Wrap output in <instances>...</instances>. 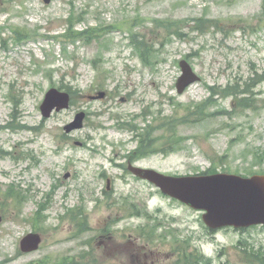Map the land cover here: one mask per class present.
<instances>
[{
	"label": "rangeland",
	"instance_id": "374dc122",
	"mask_svg": "<svg viewBox=\"0 0 264 264\" xmlns=\"http://www.w3.org/2000/svg\"><path fill=\"white\" fill-rule=\"evenodd\" d=\"M181 59L200 80L178 93ZM227 85L253 106L209 89ZM51 87L72 101L44 117ZM147 131L157 151L141 155ZM128 162L264 174V0H0V264H174L179 241L203 254L194 241L217 232L228 243L190 264L264 253L263 225L212 231ZM28 232L42 242L23 253Z\"/></svg>",
	"mask_w": 264,
	"mask_h": 264
},
{
	"label": "water",
	"instance_id": "95a60500",
	"mask_svg": "<svg viewBox=\"0 0 264 264\" xmlns=\"http://www.w3.org/2000/svg\"><path fill=\"white\" fill-rule=\"evenodd\" d=\"M179 66L181 74L176 81V89L178 93H182L199 81L200 77L186 59H181ZM104 96L105 92L101 91L94 97ZM69 106V92L51 87L44 95L40 110L44 117H49L53 111L58 112ZM84 118V111L77 112L73 120L64 126V130L71 132L81 128ZM128 170L154 184L163 194L194 209L203 210L202 219L210 229L264 225V174L241 176L220 172L175 176L131 163L128 164ZM41 241L42 236L38 232H29L20 240V249L23 252L36 251Z\"/></svg>",
	"mask_w": 264,
	"mask_h": 264
},
{
	"label": "trees",
	"instance_id": "16d2710c",
	"mask_svg": "<svg viewBox=\"0 0 264 264\" xmlns=\"http://www.w3.org/2000/svg\"><path fill=\"white\" fill-rule=\"evenodd\" d=\"M198 21L201 22L200 26L202 27L206 23L207 20L199 19ZM237 88L238 87L236 85L232 86V87L227 85L225 88H222L219 92H215L214 87H212V86L209 87L212 95L217 93V94H221L224 97L231 96L233 98V100H232L233 106L236 109H238V108L244 109V108L252 107L253 103H254L253 99L249 98L248 96L239 97L240 94L247 93V90L238 91ZM210 98H212V97H209L208 99H210ZM201 108H202V105L199 107H196L195 113L201 112L202 111ZM11 125H12V122H9L8 126L10 127ZM170 125H172V124H170ZM148 133H149V131H147L146 135H145L146 136L145 137V143H144V140H142V142H141V150H139V154H141V155L147 154L151 151H157L156 146H153L150 143V141H148V139H149ZM166 141H172V140L170 138H168ZM143 143H144V145H143ZM178 144H179V140L177 138L176 147ZM176 147L174 148V146H172V150L176 149ZM161 151H165V149L163 148ZM203 174H207V173H203ZM178 243H179V246L175 249L176 253L178 254V260L176 262L177 264H190V263H198V262L210 263V261H211L210 258L209 257L205 258V256L200 251H198L196 249H192L190 251L188 249L187 245H183V242L179 241ZM243 257L245 259L244 260L245 263H247V264H264V253H262V252L256 253L252 250L244 249L243 250ZM176 263H174V264H176Z\"/></svg>",
	"mask_w": 264,
	"mask_h": 264
},
{
	"label": "clouds",
	"instance_id": "9594fccd",
	"mask_svg": "<svg viewBox=\"0 0 264 264\" xmlns=\"http://www.w3.org/2000/svg\"><path fill=\"white\" fill-rule=\"evenodd\" d=\"M152 210L153 209L150 205L149 211L151 212ZM194 243L198 248H200L204 255L210 257L214 255L218 246H223L228 243V238L222 232H217L214 241H209L208 238L205 237L203 240L194 241Z\"/></svg>",
	"mask_w": 264,
	"mask_h": 264
}]
</instances>
